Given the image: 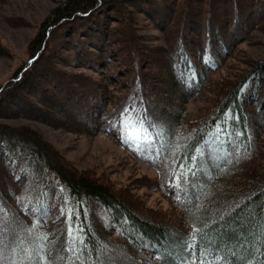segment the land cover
I'll return each instance as SVG.
<instances>
[{
  "label": "trees",
  "instance_id": "1",
  "mask_svg": "<svg viewBox=\"0 0 264 264\" xmlns=\"http://www.w3.org/2000/svg\"><path fill=\"white\" fill-rule=\"evenodd\" d=\"M171 1L144 0L141 8L136 0L56 5L28 43L37 59L0 87V118L41 117L67 130L114 136L132 159L155 169L156 177L142 184L167 196L173 211L145 208L129 186L72 168L35 130L0 121V215L12 218L9 228L19 237L15 260L3 247L4 264H181L196 259L185 257L193 236L209 253L200 252L206 264H264V57L241 74H217L237 39L253 29L251 18L264 16V0ZM100 7L121 23L114 38L110 30L93 35L75 24L90 50L72 49L85 69L123 67L127 78L114 89L87 73L62 81L57 54L45 50L53 32ZM134 10L164 33L163 46L142 44ZM106 41L116 46L109 50ZM202 99L209 104L188 113L187 105ZM69 227L86 245L77 241L75 253L67 251Z\"/></svg>",
  "mask_w": 264,
  "mask_h": 264
},
{
  "label": "rangeland",
  "instance_id": "2",
  "mask_svg": "<svg viewBox=\"0 0 264 264\" xmlns=\"http://www.w3.org/2000/svg\"><path fill=\"white\" fill-rule=\"evenodd\" d=\"M63 1L64 0H0L1 88L5 83L10 81L18 68L22 66L26 68L37 59V56H31V52L28 50V43L38 31L40 23L45 19L50 10ZM142 1L144 0H136V5H138L136 8H141ZM170 1L171 0H168L169 6ZM172 6L175 8V4ZM143 9L145 8L143 7ZM173 10L176 11V9ZM261 14L260 11L251 18L256 21L255 25L252 26L253 29L249 31L246 38L237 39L238 42L234 46L232 55L227 58L222 68H220L217 73L218 75L233 76L241 74L242 71L248 68L249 64L264 57V16ZM112 15L105 7H100L92 11L88 16L85 15L83 19L66 25L65 27L70 28L69 30L66 28L63 32V29L53 32V38L56 39H52L50 43L48 42L45 50L47 49L46 55H51L52 53L58 55L55 56L56 59L54 63L55 67L63 72L62 81L74 80L72 76L75 75L73 74L87 73L97 81L105 82L109 89H114L121 81L126 80L127 75L125 74V69L115 62H111L107 66H104L103 70L98 73L83 68L77 59L80 53L72 49L73 47L75 48V44H80L81 48H84V50H81V53L83 54V52H86L88 54L90 50L88 46L90 43L87 42V38L81 37L83 32H90V34L94 35L96 31L108 32L110 30V37L113 39L114 36L112 31L121 26V23H118L116 18H112ZM231 15L232 19L236 17L233 10ZM237 16L238 19L236 22L242 24L243 16ZM133 20L135 32L142 38V44L148 47L163 46L165 44L164 33L154 27L148 15L139 12V10H134ZM75 24H83L84 29L82 33L80 32V28ZM201 27L203 29L204 26L200 24L199 28ZM89 28L91 31H89ZM204 28V30H206V27ZM71 30H73L72 33H70ZM237 32L242 34L244 32L243 26L237 28ZM66 34H68V36ZM229 39H231L230 36ZM78 41L83 42L77 43ZM109 42L110 41H106L109 45L108 49L111 50V48L116 45L109 44ZM45 50L42 51V56L45 55ZM140 60L138 62L139 65L141 64ZM145 65V63L141 64V68ZM57 77L59 78V75H57ZM43 98H45V96ZM208 104L207 100L203 99L193 101L187 105V111L195 115ZM43 113L49 116V111ZM0 121L7 125L28 126L35 130L39 133L43 141L54 149L72 168L92 174L103 173L118 186L123 188L129 186L130 192L144 201L145 208L152 210L157 209L163 212L173 211V207L167 196H164L158 191H153L142 184L144 178L150 180L156 177L155 169L145 163L132 159L119 145L114 136L104 131L83 133L80 131L67 130L53 125L47 118L44 119L41 117L39 120H35L34 118L25 116H7L6 118H0ZM128 132L132 134L131 131ZM138 135L139 133L135 134V136ZM261 139L260 145L262 150H264V133Z\"/></svg>",
  "mask_w": 264,
  "mask_h": 264
},
{
  "label": "snow or ice",
  "instance_id": "3",
  "mask_svg": "<svg viewBox=\"0 0 264 264\" xmlns=\"http://www.w3.org/2000/svg\"><path fill=\"white\" fill-rule=\"evenodd\" d=\"M129 110H125L124 112L120 113L121 117H126L128 115ZM123 121H121L122 123ZM156 126V125H153ZM193 160L196 159L195 156L192 157ZM177 179H179V177H177ZM37 212L40 211L39 208L36 209ZM35 214V213H34ZM63 214V212H62ZM12 218L11 217H7V216H3L0 215V264H4V255H3V247H7L8 251L11 255V258L13 260H15L17 258V254L15 253V239H18V235H17V231L9 228V223L11 222ZM17 228H19V225H17ZM27 232H30L31 229H27ZM194 231H196L194 229ZM68 235L72 240V247L68 248L67 251H72V252H76L78 251V249L75 247L77 241L81 244L84 245V241L78 236L75 235L72 230L71 227H69L68 230ZM5 237H7V243L5 244ZM44 239L47 240V236H44ZM193 240L195 241V243L188 245L185 244L184 248L187 249V251L185 252V257H191L193 255L196 256V259L194 261L189 262L187 259L182 260L181 264H206V261L204 258L201 257L200 252L203 251L204 255L207 256L209 255V253L207 252L206 248H204L200 243L199 240L197 239V236H193ZM86 246V245H84ZM25 251V255L27 259H32L31 257V253L27 251V249L24 250ZM218 260L222 259L220 257H217ZM207 264H211V262H207Z\"/></svg>",
  "mask_w": 264,
  "mask_h": 264
}]
</instances>
